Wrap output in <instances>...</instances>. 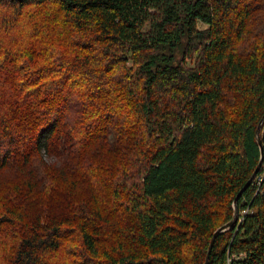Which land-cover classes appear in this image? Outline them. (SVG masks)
I'll return each instance as SVG.
<instances>
[{"label": "trees", "instance_id": "obj_1", "mask_svg": "<svg viewBox=\"0 0 264 264\" xmlns=\"http://www.w3.org/2000/svg\"><path fill=\"white\" fill-rule=\"evenodd\" d=\"M0 24L25 27L0 264H205L261 161L264 0H0ZM237 205L209 264H264V161Z\"/></svg>", "mask_w": 264, "mask_h": 264}, {"label": "water", "instance_id": "obj_2", "mask_svg": "<svg viewBox=\"0 0 264 264\" xmlns=\"http://www.w3.org/2000/svg\"><path fill=\"white\" fill-rule=\"evenodd\" d=\"M264 123V118L262 120V122L260 123L258 129H257V141H258V144L260 146V149H261V161H260V164L258 166V168L256 169V171L254 172L253 176L251 177V179L248 181V183L243 187V189L239 192L238 196L236 197L235 201H234V208H235V216H234V219L229 222L228 224L224 225L223 227H221L219 230H217V232L214 234V237H213V240L211 242V245H210V249L208 251V255H207V258H206V263L205 264H209V259H210V255H211V252H212V249H213V246H214V243H215V240L216 238L218 237L219 234L227 231L230 227H232L233 224H235L238 220V216H239V212H238V199L243 195L244 191L249 187V185L253 182V179L255 178V176L257 175V173L259 172L261 166H262V163L264 161V145H263V142L260 138V131H261V127Z\"/></svg>", "mask_w": 264, "mask_h": 264}, {"label": "rangeland", "instance_id": "obj_3", "mask_svg": "<svg viewBox=\"0 0 264 264\" xmlns=\"http://www.w3.org/2000/svg\"><path fill=\"white\" fill-rule=\"evenodd\" d=\"M22 29H25V27H13L10 30H6V27L3 24H0V46H2L1 49H14L15 46H12V44L20 41ZM0 55L3 56L5 55V53H2L0 51ZM57 162V159L47 161V163L49 164Z\"/></svg>", "mask_w": 264, "mask_h": 264}, {"label": "clouds", "instance_id": "obj_4", "mask_svg": "<svg viewBox=\"0 0 264 264\" xmlns=\"http://www.w3.org/2000/svg\"><path fill=\"white\" fill-rule=\"evenodd\" d=\"M40 155L41 157L47 162L49 160H52V159H58L57 157H55L54 155L53 156H49L47 154V151L45 149H41L40 150Z\"/></svg>", "mask_w": 264, "mask_h": 264}]
</instances>
